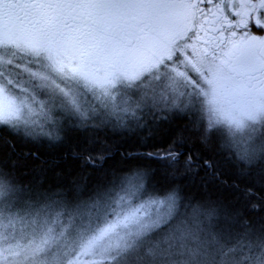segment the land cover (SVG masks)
<instances>
[{
  "label": "snow or ice",
  "instance_id": "6c2138e0",
  "mask_svg": "<svg viewBox=\"0 0 264 264\" xmlns=\"http://www.w3.org/2000/svg\"><path fill=\"white\" fill-rule=\"evenodd\" d=\"M0 264H264V0H0Z\"/></svg>",
  "mask_w": 264,
  "mask_h": 264
}]
</instances>
